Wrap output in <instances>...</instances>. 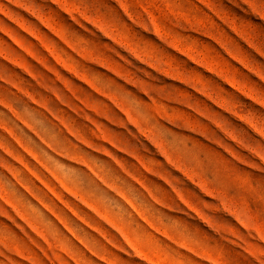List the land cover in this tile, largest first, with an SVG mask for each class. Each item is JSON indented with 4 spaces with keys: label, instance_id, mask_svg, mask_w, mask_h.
I'll return each mask as SVG.
<instances>
[{
    "label": "rangeland",
    "instance_id": "374dc122",
    "mask_svg": "<svg viewBox=\"0 0 264 264\" xmlns=\"http://www.w3.org/2000/svg\"><path fill=\"white\" fill-rule=\"evenodd\" d=\"M0 264H264V0H0Z\"/></svg>",
    "mask_w": 264,
    "mask_h": 264
}]
</instances>
